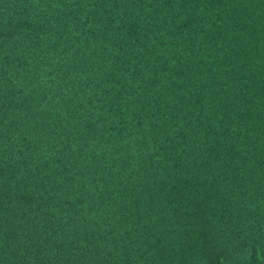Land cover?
Wrapping results in <instances>:
<instances>
[{
	"label": "trees",
	"instance_id": "obj_1",
	"mask_svg": "<svg viewBox=\"0 0 264 264\" xmlns=\"http://www.w3.org/2000/svg\"><path fill=\"white\" fill-rule=\"evenodd\" d=\"M0 264H264V0H0Z\"/></svg>",
	"mask_w": 264,
	"mask_h": 264
}]
</instances>
